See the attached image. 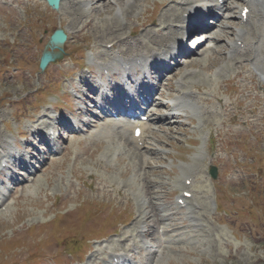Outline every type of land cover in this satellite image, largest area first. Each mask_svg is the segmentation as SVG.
I'll return each mask as SVG.
<instances>
[{"label":"rangeland","instance_id":"1","mask_svg":"<svg viewBox=\"0 0 264 264\" xmlns=\"http://www.w3.org/2000/svg\"><path fill=\"white\" fill-rule=\"evenodd\" d=\"M115 1L125 6L127 3L126 0ZM138 1V7L132 10L134 15L132 17L127 15V23H129L128 28H131V31L137 28V33L140 36L144 30L142 25L149 22L146 20L147 17L149 18V14L152 15L150 18L152 21L155 18H160V4L165 2L168 4V0ZM131 2L136 3L135 1ZM10 3V0H0V5ZM23 3L29 7V10L17 7L15 4L12 5L23 23V29L20 33H18V25L0 12V131L6 136L8 144L12 147L14 141L15 143L22 142L20 137L15 138L17 136L16 128H23L29 123L22 114L28 112V109L36 108L38 104H42L44 101L46 103L54 102V99L58 98L60 103L59 98L61 94H64L65 89H67L66 92H69L70 73L83 71L80 62H62L59 66L65 71L59 73L55 83H52L48 81L49 76L47 74L49 71L46 69L45 72H41L38 69L40 54L43 52L42 50H44L43 48L52 31L61 28L66 32L68 40L64 45L63 57L67 56L71 59H84L90 53L84 49L86 47H98L100 49L99 46L101 45L99 44L102 43L103 47H108L106 40L113 41L118 35L115 32L117 21H110L107 30L102 28L103 32L94 29L96 27L93 28L94 22L104 20L108 17L107 15L114 16L118 4L108 5V3L104 4L99 0L95 2L96 5L91 6L94 14L88 19L92 21L91 25L82 30L84 19L71 23L74 16L66 11L68 8L65 9L60 6V10L53 11L42 1L36 5L25 0ZM132 6L129 8L131 9ZM107 7H111V9L106 10ZM85 9L87 8L85 7ZM144 9L145 12H143ZM29 23H35V26L28 28ZM148 26L150 29L153 28V26ZM112 37L114 38L111 39ZM192 41L193 39H187L185 42L189 44ZM22 43L30 44L34 50L32 55L25 52ZM145 43L147 42L145 41ZM198 48L201 54L208 48V44ZM204 55H207V58L202 59ZM203 56L199 63L193 62L194 64L192 63L191 66L181 67L180 72L185 70L200 72L201 75H197L195 84L200 87L203 86L201 84L208 85L206 92H210L213 85H209L212 82L201 80L209 74L215 73L216 69L214 68L219 65L220 59L217 57L218 53L214 51H209ZM214 57L216 58L212 59ZM20 69L24 71L21 72ZM59 70V67H55L56 74ZM226 70L228 69L226 68ZM57 80L60 81L57 82ZM46 81L49 84H46ZM174 88H177L175 83ZM256 89L248 92L250 97L243 102L242 109L249 105L248 101H251L254 94L264 96V87L262 90L258 87ZM34 92H37L36 99L32 97ZM245 94L247 93L245 92ZM27 95V103H23L22 101L26 99ZM212 95L216 96V93ZM225 95L226 93H223L222 88L218 92V96L224 101ZM241 99V94H238L231 97L230 101L235 103ZM20 100H22L21 103H19ZM47 106L42 109H48ZM260 109L264 110V104L260 105ZM249 116L251 120L254 119L252 114ZM258 116L259 113L255 118ZM238 123L229 125L232 131L230 135L233 138L223 137L221 139L226 147L225 151H229L226 154L218 153V162H215V156L208 154L219 169V177L215 181L206 177L204 174L205 162L201 163L203 171L200 176L202 180H205L206 184L204 185L208 189L210 199L207 201L200 200V208L194 210L197 225L194 227L189 240L173 244L164 252L156 244L154 246L156 251H160L158 253L160 254L159 264H264V119L261 123L258 122L263 130L256 136H253V132H249L248 129H244L240 122ZM199 129L192 133L193 125L189 126L187 134L181 137V141H175L178 146H164L163 149L167 151V155L163 157V162L157 158L153 159L155 166L145 170L148 176L151 179L164 181H175L180 177L181 169L178 165H185V162L182 161H190L200 152L201 145H203V149L206 146L203 139L207 135L208 129L205 127ZM226 129L227 127H224V131ZM190 139L198 140L199 144L191 145ZM65 141L70 143V154L66 162H63L60 156H58L60 158L58 162L53 165L51 164L52 160H48L47 166L49 167L46 174L48 172L53 173V180L51 181L46 174H38L36 179L38 182L33 186L32 196L27 200L21 199L14 204L13 199L9 198V207L0 213V264H43V258L53 255L52 253L55 251L54 248L47 249V246L52 245V241H61L62 238H66L63 241L66 244L56 251L60 255L64 254L66 249L67 251L70 249L68 245L73 243L68 242L70 239H76L74 245L79 248L78 254L64 255L63 262L87 264L91 253L90 250L86 252L89 244L105 246L112 241L122 240V233L133 228L138 205L140 210L147 212L150 216L152 215L148 204L149 200L161 206L160 213L166 214L171 211L176 213L173 216L174 221L171 219V221H165L160 225L153 224L155 228L189 224V220H185L183 217L189 215L190 206L177 209L176 198L178 193L169 194L168 188H162L164 191L159 200L150 199L152 196H146L142 200L131 199L129 206L121 201L114 192L107 195L95 191L92 187L99 186L98 182L102 178L112 183L113 186L115 184L121 185L122 180L119 176L121 171L116 166L105 169L100 163L94 165L96 160H91L87 156L81 159H73L76 144L71 142L72 139ZM231 154H233L232 157ZM40 155L48 156V153H41ZM210 163L212 162L210 161ZM34 165L37 164L34 162ZM17 171L23 174V177L28 176L26 172ZM127 176L128 174L125 177ZM1 178H4L3 174L0 176ZM48 181L49 184H47ZM7 185L9 187L11 183L6 181L2 184V192H6L5 187ZM111 189L112 187L108 188V190ZM70 198L76 199L73 201ZM81 202L84 203L79 205ZM110 206L113 207V213L117 215L120 213L117 217H108V207ZM70 209H73L74 212L71 221L74 223L73 220L78 219V216L79 221H77L76 226L72 227L74 230L59 237L62 230L56 228L65 220L61 212ZM54 214H56L55 217H53ZM45 224H47L46 227L36 228ZM79 225L84 230L75 229L79 228ZM67 228L69 229V227ZM184 231L181 228L177 232L182 233ZM159 233L162 234V230ZM184 235L187 234L184 233ZM160 236L162 238L167 237V235ZM177 237L178 234L174 239L172 238L173 240H168L167 243L181 239V237ZM92 238L94 240H90ZM127 255L132 256L134 254L127 252ZM45 264H53V262L49 258Z\"/></svg>","mask_w":264,"mask_h":264},{"label":"bare ground","instance_id":"2","mask_svg":"<svg viewBox=\"0 0 264 264\" xmlns=\"http://www.w3.org/2000/svg\"><path fill=\"white\" fill-rule=\"evenodd\" d=\"M23 1L24 0H10V4L0 5V12L6 16V18L18 25V33L22 32L23 23L22 20L19 19L18 13L12 5L15 4L17 7L29 10V7L24 4ZM25 1L31 2L35 5L40 4V1L38 0ZM94 1L97 2L98 0H62L59 3L57 10H60V6H63L65 9L68 8L66 11L74 16V20H72L71 23L84 19V25L81 27L83 30L89 28V25H91L90 23L92 21H89L88 19L94 14V11L91 10V6L96 5ZM99 1L104 4L108 3V5L118 4V8L115 6L117 9L114 12V16L110 17L107 15L108 17L106 18L109 19L105 18L104 20H100L101 22H94L95 25L93 28L96 27L94 29H97L98 31H102V28L107 30L110 21H117L115 32L118 35L116 36V39H113L115 36L111 38L113 41L109 39L106 40V43L109 44V49L99 50L98 48H93V57L89 56L88 61L89 63L94 64L99 72L105 70L110 72V81L112 83H114V78L121 73L126 75L128 80L133 81L131 76L136 70L150 69L149 75L144 76L143 81L140 82L137 87L140 92L148 98L150 103L148 113L152 117L149 122L141 124L142 134L139 138L133 137V126L130 124H121L115 121L101 122L98 117H91L90 122L87 124L89 133L87 134L86 141L88 144L84 146L85 141L84 139H81V137L73 139V142L77 144L78 148V154L74 158L81 159L84 158V156H87L89 159L94 160L98 157L93 164L97 165L98 163H101L104 165L105 169L113 167V161L117 165H122L121 172L119 173L118 171V173L124 180V183L120 189H116V193L121 198H124L125 201H129L131 198L124 196L122 191L129 192L131 197L139 200H142L146 196H152L150 199L157 200L159 195L161 196V189L169 187L173 192L181 191L176 201L183 198V192L192 193L191 197L194 198L192 203H189L187 198L183 200L186 205L190 204V209L194 211L200 208V197L198 195H202V199H207L208 197L206 194L207 191L204 188L196 190L192 189L197 180V176L201 173L199 162L203 159V155L199 154L192 163L183 167L182 180L180 177L173 183H170V181L151 179L144 169L146 167H152L153 159L151 155L162 156L165 154L159 146L165 144L168 139L176 138V135L178 134L186 133V126L192 124L194 119L199 121L197 124V128H199V126L202 125L209 126L210 124H217L212 121L219 117L221 119L219 126L222 127L225 123V116H227L225 114L226 104L223 105L219 103L218 107H214L211 103L214 101H217L218 103V97L212 95V91L204 92L203 94L199 93L201 87L195 84L196 81H191V76L195 74L194 71L181 72L176 79L178 88L176 90L171 89L170 81L176 76L173 73L178 70V63L175 64L171 70L165 71L163 69L162 65L164 62L168 60L172 61L173 58V54H168L166 49L171 46L174 47V44L180 45L185 36L189 37L192 34L194 37L196 31L204 30L210 33V36H206L205 39L212 42V46H208L209 50L207 51L218 53L217 57L220 61L226 59L229 63L226 67H220V69H218L219 74L234 72L235 79L240 76L244 70L243 65L245 66V64H242V61H251L253 62V65L261 66L258 70L261 72L259 73L264 76V0H210L208 3L206 0H168V4L167 2L160 4V18L153 23H147L148 25L153 26V28L150 29L147 24L142 25L144 30L140 36L137 33V28L131 31V28H128L129 23H127V15L130 17L134 15L132 10L138 7V0H126V6L119 4L115 0ZM131 1H135L136 3L133 4ZM130 6H132L131 9L129 8ZM243 6L248 7L250 11L245 21H243V18L241 17ZM85 7L87 9H85ZM100 7L103 8V6ZM110 9L111 7L106 8V10ZM215 10L221 11V16L216 17L218 22L216 26L218 29L212 31L210 26L206 25L204 21L206 17L210 16L212 12L214 13ZM237 10L238 12H236ZM143 12H145V9ZM175 24H179V26L176 27ZM27 26L30 28L31 26H35V23H29ZM195 36L198 37V35ZM23 39H25L24 36ZM145 41L147 43H145ZM195 43H202V40L197 39L195 40ZM102 44H99L101 45L100 47H103ZM22 48L29 55H32L34 52L29 43H22ZM20 51H22V49H20ZM253 51H255V53L258 51V55ZM206 52L199 54L198 57L200 60L201 55ZM22 54L25 53L22 52ZM221 54H223V57ZM178 55H187L189 58H193L190 61H185L189 65L193 62H199V59L197 60L194 52L184 50L182 47L178 48ZM206 56L204 55L202 59ZM215 58L216 57L212 59ZM226 68L228 70H226ZM248 72V78L253 81V76L250 75L251 71L248 70ZM157 74L160 75L158 81L159 84L150 83V78H153ZM194 77H197V75ZM92 78H95L94 74L87 75L86 72H80L78 81L72 85V91L82 93V89H86L89 92H94V89L98 84ZM49 79L51 81H56L57 79L54 68L51 69ZM203 79L201 81L212 82L209 86L216 83V81L211 78V75L210 77L206 76V78ZM214 81L215 83H213ZM230 81L231 80H229V82ZM259 82H263V78L259 79ZM147 87L151 91L162 92L163 89L167 91L170 90L173 94L166 92V96L169 100L166 103V106L164 105L165 107L160 104L155 105L154 101H151L150 97L144 92V89ZM113 93L122 97L125 95L123 87L113 90ZM207 94H211V98H208ZM101 100L113 106H118L119 109H122L123 107L122 103L116 105L112 100H108V97L105 94L101 96ZM164 100V97L160 98L161 102ZM258 101V98H255L254 107L257 106ZM79 103L83 106L77 108L74 116L76 122L83 125L84 116L89 113V110L85 108L82 101ZM250 111L252 112L253 108ZM232 114L235 115V111H233ZM27 118L30 123L21 131V133L25 136L31 135L34 141L41 140L44 137V131H42V129L47 130V132L50 129H54V132H59V130L61 131L64 129L73 131V128L68 122H66L64 117L52 115V113H49L46 110L42 112L35 110L32 114L27 115ZM262 118L264 119V112L262 113ZM179 119H183L185 123H179ZM243 122L250 128H254V125L247 117H243ZM54 123L55 125H53ZM150 125L153 126V130L148 135H144V131H147ZM255 132L258 133L257 130ZM57 136H59V133H57ZM142 141H145L148 146L145 147L144 144H142L143 146H139ZM24 144L25 147L23 151H15L8 148L7 139L0 131V171L8 170L11 167H19L20 170H26L31 167L32 162H36L38 150L34 147L29 158L26 159L25 156V153H29L30 148H32L31 138H27ZM144 147L145 152L143 153L141 152V149ZM56 154H61V159L63 162H66L67 157L70 154V146H65L64 142H62V145L59 143V148L56 150ZM126 157L130 158L131 165L125 162ZM52 162L56 163L57 160L53 158ZM1 163L5 164V166L1 167ZM38 163L40 168L36 169L33 167L34 173L32 181H30L29 178L20 179L19 176L14 173L8 175V180L13 182L14 189L8 190V196L0 193L3 197L0 200V213L9 207L7 198L12 196L14 191L19 192V195L14 197V203L21 199L27 200L30 198L33 186L38 182V180L36 181V174L38 172L46 174L48 171V167H44L45 164H48L45 159ZM126 174H128L127 177H125ZM46 176H49L51 181L53 180V173L48 172ZM127 178L130 179V182L132 180V182L130 183L128 180H125ZM189 179L192 181L190 185H186V180ZM47 184H49V181ZM99 185L100 187H93V189L95 191H100L103 194H109L111 191L108 190V188L113 187L112 183L103 179L99 181ZM146 202L148 203V201ZM148 204L152 215L150 216L147 212L140 210V206L138 205L139 207L136 210L137 217L133 229L129 233H123V236H125V243L119 241L104 247H92L89 261H100L95 264H112L111 261L116 258L118 261L119 259H122V264H148L144 262V259H147L148 261H151V264H159L160 254L158 253H160V251H156L154 246L157 244L158 248L161 249L162 245L167 243L168 240H173L174 236L171 237V239L154 240V235H159V232H156V230L151 231V228L153 227L152 225L159 224L163 220L168 219V215H160L161 206L157 205L155 202L149 200ZM66 214L71 219L73 216V210H68ZM187 218H189L192 225L195 226L193 223L194 215ZM73 221L74 223L70 221V225L72 226L76 225L78 219H74ZM177 231L178 229L176 228H172V230H169L168 227L162 228L163 236ZM143 234L148 238L145 239L141 248L138 249L135 245H128V243H126V241L138 240ZM181 239H186V237L181 236ZM175 241H177V239ZM126 250H130L136 255L141 254L140 259L123 257L119 251ZM101 254H105V256L101 257Z\"/></svg>","mask_w":264,"mask_h":264},{"label":"water","instance_id":"3","mask_svg":"<svg viewBox=\"0 0 264 264\" xmlns=\"http://www.w3.org/2000/svg\"><path fill=\"white\" fill-rule=\"evenodd\" d=\"M46 1L48 2L49 6L53 7L54 9H57L60 0H46ZM64 40H65V35L62 33V31L58 30L51 36L49 41V46L61 50V45L64 42ZM56 58H58V56H55L45 51L40 61V68L44 69L48 62L53 61Z\"/></svg>","mask_w":264,"mask_h":264}]
</instances>
